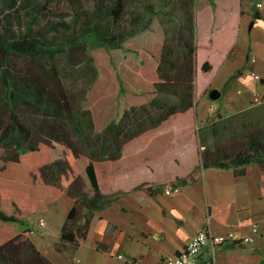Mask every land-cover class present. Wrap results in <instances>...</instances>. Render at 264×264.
<instances>
[{"label": "trees", "instance_id": "trees-1", "mask_svg": "<svg viewBox=\"0 0 264 264\" xmlns=\"http://www.w3.org/2000/svg\"><path fill=\"white\" fill-rule=\"evenodd\" d=\"M71 1L74 12L56 20L50 17L52 0H0V264H55L27 234L28 219L44 213L61 191L75 202L56 246H79L93 216L86 211L91 198L85 176L98 191L97 162L120 159L128 142L195 105L192 19L185 25L191 37L181 33L186 51L174 57L169 48L163 52V80L155 83L161 96L132 106L97 132L92 113L66 79L91 46L119 48L148 24L132 16L125 25L126 0H89L90 7ZM210 129L213 140L208 142L206 129L200 151L204 167L232 168L239 175L253 163L264 169V102L220 117ZM36 153L48 161L35 162ZM11 225L18 232H10Z\"/></svg>", "mask_w": 264, "mask_h": 264}, {"label": "crops", "instance_id": "crops-1", "mask_svg": "<svg viewBox=\"0 0 264 264\" xmlns=\"http://www.w3.org/2000/svg\"><path fill=\"white\" fill-rule=\"evenodd\" d=\"M199 18L202 44H197V60L202 53L204 74L216 71L204 93L220 75L224 86L232 78L228 90L242 96L243 105L234 113L264 102V0H215L198 8L197 22ZM196 69L197 83L198 64ZM224 86L213 88L221 91L220 97ZM195 105L173 116V130L141 134L125 145L120 159L97 162L98 191L85 176L91 198L86 211L93 216L87 238L76 247L66 243L58 252L64 264H164L203 228L213 234L236 233V240L215 247V264H264V169L253 163L239 175L232 168L204 167L197 132L187 128L193 112L196 125L199 117L205 119ZM212 105L207 109L215 111ZM160 133H169L168 143L151 147ZM178 134L195 135L180 152ZM183 153L186 157L180 156ZM170 186L179 191L167 193ZM74 202L61 191L45 214L53 221L55 214L48 215L52 208L67 215ZM52 224L49 232L57 242L62 227ZM253 224L259 227L255 241H240L252 234ZM212 250L207 245L200 261L211 259Z\"/></svg>", "mask_w": 264, "mask_h": 264}, {"label": "rangeland", "instance_id": "rangeland-1", "mask_svg": "<svg viewBox=\"0 0 264 264\" xmlns=\"http://www.w3.org/2000/svg\"><path fill=\"white\" fill-rule=\"evenodd\" d=\"M126 2L125 25L129 24L132 16H137L147 23L148 27L129 38L119 48L103 45L91 46L87 53L88 55L82 59L81 64L71 69L73 76L66 79L67 83H71V87L82 98L81 105L84 109L90 110L92 113L97 132H100L111 120H119L125 111L132 106L149 104L153 98L161 96L157 93L155 83L163 80L158 70L163 52L169 48L172 50L174 57L177 56V51H186L184 42L181 39V33L185 31V34L189 38L191 37L190 31L187 30V32L185 30V25L191 24L190 20L192 19L196 21V43L201 42V19L199 18L197 22V11L199 7L208 3L211 4L209 0H126ZM82 3L86 7H90L92 2L83 0ZM50 8V17L56 20L65 14L74 12L71 0H52ZM67 18H70V16ZM201 54L196 62L199 74L195 90V104H197L198 111H200L202 117L204 116L205 119L201 120L199 117V124L196 125L193 112L192 124L187 127L192 132H197L199 152L204 148L201 146L204 144L202 140H205V130L207 129L208 132L206 138L211 143L213 139L209 127L212 126V123L219 120L220 117L234 113V111L243 105L242 96H238L232 90H228L234 81L232 78L224 86V80L219 75L214 85L211 86L212 89L215 86H224L221 88L222 97L219 99L211 100L208 96L209 90L207 93H204L205 85L216 71L210 74L203 73L201 69L204 60H202ZM209 55H212L211 51ZM208 57L215 61L213 56ZM92 65L95 66L96 71L92 70ZM162 76L165 78V74H162ZM256 100L254 101L257 102ZM211 103L215 104L212 105L216 107L215 111H211L210 107L207 109ZM194 107L196 108V105ZM173 116L164 121L160 126L145 132L143 135H152L153 132L158 130H173L175 128V124L173 125L172 123ZM158 135L156 141L151 144V147L157 146L162 141L168 143L169 133H160ZM194 136L192 134H178L177 151H182L183 147L187 144L185 141L189 139L193 141ZM137 138L140 139L141 137H136L134 142L138 140ZM132 142L129 144H132ZM36 156V158H32L35 162L47 159L43 153H36ZM180 156L186 157L184 153L180 154ZM85 181H87V177H85ZM60 204L62 203L60 202ZM48 210H45L44 213H32L29 215L28 224L32 230L29 232V235L35 243L37 242L36 245L40 247L43 253L54 263L64 264L66 261L58 253L60 251L56 246V238H53L52 233L49 232V225H53L52 222H58L60 223V227H62L67 215L65 211L58 213L56 209L52 208L48 215L55 214V218L53 221H50L47 214H45ZM42 219L45 221V225L40 224ZM11 226L12 230L10 232H18L17 225Z\"/></svg>", "mask_w": 264, "mask_h": 264}, {"label": "built area", "instance_id": "built-area-1", "mask_svg": "<svg viewBox=\"0 0 264 264\" xmlns=\"http://www.w3.org/2000/svg\"><path fill=\"white\" fill-rule=\"evenodd\" d=\"M255 77L260 78L257 74H255ZM211 108L212 110L216 109L215 106H211ZM173 191L177 192L179 188L170 186L166 189L167 193H172ZM40 224L45 225V221L42 219ZM258 232V225L253 224L252 234H244L239 240L245 243H253ZM229 240H236L235 232L231 231L227 234H213L208 228H203L191 238L181 254L165 260L164 264H215V247ZM207 245H210L213 249L211 259L200 261V257L204 254V249ZM119 257H122V255H119Z\"/></svg>", "mask_w": 264, "mask_h": 264}, {"label": "water", "instance_id": "water-1", "mask_svg": "<svg viewBox=\"0 0 264 264\" xmlns=\"http://www.w3.org/2000/svg\"><path fill=\"white\" fill-rule=\"evenodd\" d=\"M220 96H221V91H220L219 89H212V90L209 92V97H210V99H212V100H216V99H218Z\"/></svg>", "mask_w": 264, "mask_h": 264}]
</instances>
